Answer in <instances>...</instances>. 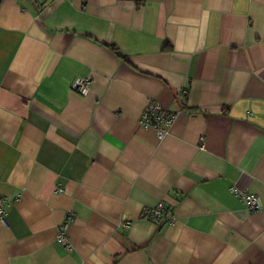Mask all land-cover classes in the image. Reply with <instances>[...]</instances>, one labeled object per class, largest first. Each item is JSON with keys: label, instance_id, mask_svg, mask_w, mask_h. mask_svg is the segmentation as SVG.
I'll return each instance as SVG.
<instances>
[{"label": "crops", "instance_id": "1", "mask_svg": "<svg viewBox=\"0 0 264 264\" xmlns=\"http://www.w3.org/2000/svg\"><path fill=\"white\" fill-rule=\"evenodd\" d=\"M2 197L0 264H264V0H0Z\"/></svg>", "mask_w": 264, "mask_h": 264}, {"label": "built area", "instance_id": "2", "mask_svg": "<svg viewBox=\"0 0 264 264\" xmlns=\"http://www.w3.org/2000/svg\"><path fill=\"white\" fill-rule=\"evenodd\" d=\"M88 79L87 77L77 78L72 83V88L77 92L84 94L87 91ZM175 118V113L167 111L162 105L157 102H151L146 107V109L141 114L139 122L142 125L152 127L157 137L163 138L169 131V128ZM200 148L203 146V139H200ZM231 192L249 209V210H258L261 208L259 198L254 193H249L247 191H242L236 188H231ZM8 203L5 197L0 199V225L6 223V214L7 210L5 205ZM145 217L157 221L160 223L168 222L172 223L174 221L173 217H168L166 212V207L163 203L159 202L154 208L146 209ZM66 224H63L59 228L57 239L63 243L67 248H69L67 233H66Z\"/></svg>", "mask_w": 264, "mask_h": 264}, {"label": "trees", "instance_id": "3", "mask_svg": "<svg viewBox=\"0 0 264 264\" xmlns=\"http://www.w3.org/2000/svg\"><path fill=\"white\" fill-rule=\"evenodd\" d=\"M115 263V262H114Z\"/></svg>", "mask_w": 264, "mask_h": 264}]
</instances>
